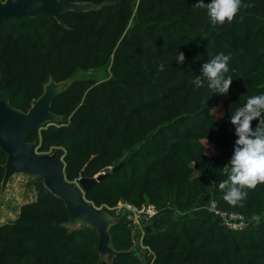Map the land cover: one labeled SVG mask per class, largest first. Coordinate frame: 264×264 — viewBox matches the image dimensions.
Here are the masks:
<instances>
[{
    "label": "trees",
    "instance_id": "16d2710c",
    "mask_svg": "<svg viewBox=\"0 0 264 264\" xmlns=\"http://www.w3.org/2000/svg\"><path fill=\"white\" fill-rule=\"evenodd\" d=\"M65 1L100 8L66 12L64 24L40 12L10 17L0 27L3 100L27 111L50 78H73L52 104L62 120L28 135L38 152L58 150L71 182L125 160L86 191L103 211L121 200L148 201L159 215H177L192 210L211 181V197L222 210L251 221L264 214V184L246 189L237 206L223 199L228 189L219 188L238 139L231 117L248 97L264 94V0H242L253 7L216 27L206 9L195 8L201 0ZM221 53L231 55L225 75L233 79L224 95L208 90L203 75L204 65ZM259 126L252 122L254 132ZM6 160L0 147V189ZM36 188V199L14 221L0 224V264H106L98 233L69 228L64 201L41 177ZM118 218L111 243L128 251L133 227L127 217ZM141 243L144 259L119 255L110 264H264V219L235 231L208 213L179 215L159 231H145Z\"/></svg>",
    "mask_w": 264,
    "mask_h": 264
},
{
    "label": "water",
    "instance_id": "95a60500",
    "mask_svg": "<svg viewBox=\"0 0 264 264\" xmlns=\"http://www.w3.org/2000/svg\"><path fill=\"white\" fill-rule=\"evenodd\" d=\"M98 8H100L99 4L89 1L0 0V27L10 17L23 15L36 17L40 12L49 13L60 24H64L62 16L66 12H84ZM66 82V80L56 81L50 78L44 86L43 93L32 101L27 111L15 108L9 101L0 97V147L7 153L0 199L12 176L25 174L41 177L45 188L64 201L69 212L67 226L73 229L78 225H81V228L89 226L98 233V252L102 258H107L109 264L119 255H135L144 259L141 231L133 230L134 245L130 250H115L111 243L110 227L119 218L98 209L86 198V191L91 186L100 182L110 172L121 168L125 160L112 166L107 173H100L91 178L83 175L79 184H76L66 179L65 163L58 157V150L41 153L37 150V142L28 140V135L32 131L57 124L62 120V117L54 113L51 108L55 99L68 87L69 84ZM145 231H151L149 225H146Z\"/></svg>",
    "mask_w": 264,
    "mask_h": 264
},
{
    "label": "clouds",
    "instance_id": "9594fccd",
    "mask_svg": "<svg viewBox=\"0 0 264 264\" xmlns=\"http://www.w3.org/2000/svg\"><path fill=\"white\" fill-rule=\"evenodd\" d=\"M197 9H206L207 16L213 27L231 24L241 8L253 7L243 4L242 0H211L204 4L203 0L194 5ZM231 55L223 53L215 55L210 62L203 67V75L209 81L208 90L212 93L227 94L233 82L228 64ZM184 55L177 57L178 63H183ZM163 70V65L159 66ZM197 88L201 86V80L196 78ZM260 121L259 128L254 132L252 122ZM231 124L235 126L234 154L231 157V168L223 169L227 179L220 183L221 190L228 189L223 199L231 206H237L247 198L246 189H254L258 184H264V94L252 95L237 108L232 117Z\"/></svg>",
    "mask_w": 264,
    "mask_h": 264
},
{
    "label": "built area",
    "instance_id": "2783aa9c",
    "mask_svg": "<svg viewBox=\"0 0 264 264\" xmlns=\"http://www.w3.org/2000/svg\"><path fill=\"white\" fill-rule=\"evenodd\" d=\"M82 179V176L78 177L76 180L72 181L76 184H79L80 180ZM96 207V206H95ZM101 209L102 208H98ZM206 211L208 215L217 223L222 224L226 226L229 229L235 230V231H241L245 229L250 223L251 220H249L246 216L240 213H232L222 210L219 206L216 200L210 199ZM108 213H113V216H125L127 217L131 225L134 229H139L142 233V235L145 233V227L146 225L150 224L153 219H155L159 215L158 208L150 203L145 202L140 206L134 205L128 201L121 200L116 206L112 208H108ZM192 210H186L182 212H178L177 216H186L190 214ZM110 213V214H111Z\"/></svg>",
    "mask_w": 264,
    "mask_h": 264
},
{
    "label": "rangeland",
    "instance_id": "374dc122",
    "mask_svg": "<svg viewBox=\"0 0 264 264\" xmlns=\"http://www.w3.org/2000/svg\"><path fill=\"white\" fill-rule=\"evenodd\" d=\"M78 76L79 77L90 76V73L81 72L78 74ZM97 76L103 77L104 73H97ZM66 81L67 84H70L73 81V78ZM38 180L39 177H31L25 174H16L11 177L8 186L6 188V191L3 197L0 199V224L14 221L19 215L21 211V207L25 203L32 202L36 199L37 196L36 183ZM210 187H211V181L208 188ZM169 218H170L169 215H163V216L161 215V217L159 218L160 224L165 223L166 220H168ZM261 219H264V214L259 216L256 220L259 221ZM256 220H252L251 223L256 222ZM150 224H153V221ZM68 227L73 229L70 226ZM81 227H82L81 225L77 226V228H81ZM153 227L156 228L155 225ZM102 260L106 264H109L106 257H103Z\"/></svg>",
    "mask_w": 264,
    "mask_h": 264
},
{
    "label": "crops",
    "instance_id": "0c3cea01",
    "mask_svg": "<svg viewBox=\"0 0 264 264\" xmlns=\"http://www.w3.org/2000/svg\"><path fill=\"white\" fill-rule=\"evenodd\" d=\"M211 187L207 188L206 191L202 194V196L200 197L199 201L197 202V204L192 208V212L193 214L196 215H207V211H206V207L207 204L209 202V200L211 199ZM161 215H169V219L166 220L165 223L160 224L159 222V218L161 217ZM177 217V215H172V214H168V213H163L158 215L155 219H153V224H148L151 228V231H159L161 229H163L165 226H167L171 221H173L175 218ZM156 226V228H154L153 226Z\"/></svg>",
    "mask_w": 264,
    "mask_h": 264
}]
</instances>
